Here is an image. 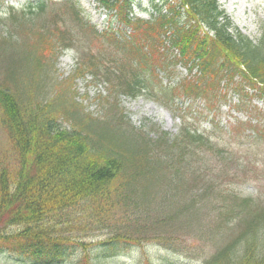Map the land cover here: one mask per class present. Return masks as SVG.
<instances>
[{
    "label": "trees",
    "instance_id": "trees-1",
    "mask_svg": "<svg viewBox=\"0 0 264 264\" xmlns=\"http://www.w3.org/2000/svg\"><path fill=\"white\" fill-rule=\"evenodd\" d=\"M148 1L145 18L133 14V0H96L117 23L102 30L78 0H26L0 10V121L18 158L14 181L0 172V262L119 264L126 250L146 243L170 249L178 237H160L169 220L208 205L222 181L238 183L222 155L213 156V126L199 131L181 115L176 133L151 137L127 123L120 96L166 106L199 100L212 108L234 94L238 111L253 112V98L264 107V21L251 39L218 0ZM69 50L74 62L63 81L71 90L55 74ZM88 76L105 86L96 95L100 115L72 88ZM227 128L260 135L264 110L262 121L247 115ZM213 159L215 168L207 163ZM181 178L184 193L175 202L178 192L170 189ZM228 194L230 200L220 196L231 207H221L219 218L238 217L240 230L199 264H264V207Z\"/></svg>",
    "mask_w": 264,
    "mask_h": 264
},
{
    "label": "rangeland",
    "instance_id": "rangeland-1",
    "mask_svg": "<svg viewBox=\"0 0 264 264\" xmlns=\"http://www.w3.org/2000/svg\"><path fill=\"white\" fill-rule=\"evenodd\" d=\"M0 4L1 11L5 7L12 5L15 8L22 7L26 0H2ZM133 14L135 16L147 18L151 12V6L148 0H133ZM79 6L85 18L96 26L98 30L106 28L111 22L117 26L113 18L110 19L107 11L98 6L96 0H78ZM220 8L231 19L233 25L243 34L251 39H256L260 34V26L264 21V0H218ZM4 17V16H2ZM0 24V32L3 30ZM74 62L73 51H65L57 61L56 76L58 80H62L63 84L71 90L70 82L63 81L71 70ZM3 65L0 58V67ZM179 72H184L183 68L178 67ZM166 79L163 80L165 82ZM10 88V87H9ZM72 88L76 90V98L82 99L85 109L100 115L103 113V105L99 104L96 95L105 94V86L101 83H92L91 77L76 78L72 84ZM15 89L12 85V91ZM219 101V100H218ZM211 103L212 108L206 107L201 101L185 99L179 101L177 106H166L155 100H149L142 97L130 99L123 95L120 96V107L123 109L124 119L130 126L137 130L148 132L149 136L155 137L159 130L169 132L171 135L176 133L180 116H184L188 125L196 127L199 131H207L213 126V133L218 136L216 154L213 156L218 159L222 155V162L226 165L227 170L237 173L238 183L229 187V183L222 181L221 187L215 189L209 194V201H205L208 205H197V209H191L185 216H178L176 219L169 220L166 224L167 231L161 234V238L165 236H177L178 239L172 244L170 249L164 248L162 245L154 243H146L141 247L128 249L125 255L120 256L116 261L119 264H199L207 258L221 244L229 241L235 235L233 231L239 232L240 222L238 217H228V219L219 218L220 208L224 206L231 207L230 203L222 200L220 196H227L229 192H234L240 197L252 198L246 203V207L262 208L264 207V131L259 130L260 135H252L250 131L242 130L240 135L228 134V125L235 118L244 119L247 115L254 119L263 120V104L258 98L251 99L254 108L253 112L246 113L244 110H236L234 104L237 99L234 94L227 95L226 100ZM216 103V104H215ZM181 106V108H179ZM119 111V108H114ZM85 111V110H84ZM211 126V127H210ZM62 127L65 130L70 129L67 122L62 121ZM219 149L222 153L219 154ZM17 152L15 151L11 141L9 140L6 128L0 121V172L5 170V177L8 181L16 179V163ZM215 159L207 162L211 168ZM223 166V165H221ZM212 180H217L214 175ZM180 185L171 188L170 192L177 191L172 194L174 201L183 195L184 183L183 178L177 179ZM225 180V179H224ZM222 192V193H220ZM161 192L157 194L158 197ZM204 203V201H203ZM175 204V203H174ZM216 207V209H215ZM245 207V208H246ZM177 209V208H176ZM247 211V210H244ZM7 215L4 212L3 218ZM3 219L0 220V226H3ZM8 232V230H7ZM231 234V235H230ZM159 243V242H158ZM0 264H6L3 261Z\"/></svg>",
    "mask_w": 264,
    "mask_h": 264
}]
</instances>
